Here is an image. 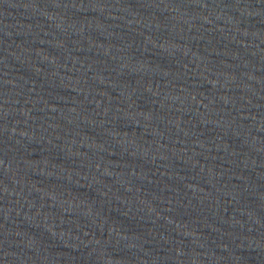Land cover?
I'll return each mask as SVG.
<instances>
[{
  "label": "water",
  "instance_id": "obj_1",
  "mask_svg": "<svg viewBox=\"0 0 264 264\" xmlns=\"http://www.w3.org/2000/svg\"><path fill=\"white\" fill-rule=\"evenodd\" d=\"M0 264H264V0H0Z\"/></svg>",
  "mask_w": 264,
  "mask_h": 264
}]
</instances>
